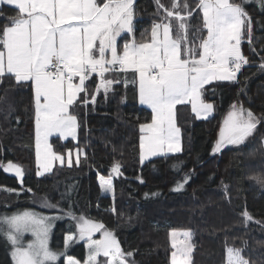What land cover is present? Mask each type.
<instances>
[{"label":"trees","instance_id":"obj_1","mask_svg":"<svg viewBox=\"0 0 264 264\" xmlns=\"http://www.w3.org/2000/svg\"><path fill=\"white\" fill-rule=\"evenodd\" d=\"M177 2L182 9L185 0ZM160 3L171 9L173 0ZM187 3L195 8L198 0ZM243 6L252 20L251 34L245 28L241 40L246 68L234 83H214L204 89V102L214 107L211 119L197 121L188 105L179 106L176 124L182 153L142 167L140 125L150 124L152 114L138 104L132 73L106 74L119 83L107 94L101 89L95 103L91 95L96 93L99 77L86 81L88 103L83 102V95L70 108L78 123L76 142L62 143L58 138L50 142L55 154L65 157L78 150L84 157L78 166L56 168L41 179L36 176L31 84H18L11 76L0 79V162L11 161L24 172L21 184L0 168V216L31 210L69 218L66 214L71 211L77 218L103 224L102 231L113 232L122 249L134 253L133 264H171L169 235L173 231L192 234L191 264H226L227 247L241 249L249 264H264V183L258 182L264 180V3L243 0ZM17 15L13 8H0V34ZM164 15L156 0H136L134 34L121 37L120 51L133 39L150 41L153 24ZM190 23L189 40L198 48L207 35L198 10ZM233 105L251 111L259 123L241 146L214 155ZM115 163L121 165L122 174L113 177L112 200L102 196L98 182L109 176ZM186 177L188 182L175 191ZM45 203L57 207H45ZM245 211L251 220L244 218ZM72 220L65 219L57 229L54 244L59 243L58 247H63L65 235L75 231L72 223L77 222ZM0 264H12L9 244L1 236Z\"/></svg>","mask_w":264,"mask_h":264},{"label":"snow or ice","instance_id":"obj_2","mask_svg":"<svg viewBox=\"0 0 264 264\" xmlns=\"http://www.w3.org/2000/svg\"><path fill=\"white\" fill-rule=\"evenodd\" d=\"M158 11L165 15L151 29V40L136 43L135 39L125 42L120 51L118 38L123 33L134 34V0H0V4L13 6L18 15L11 18L0 34V78L11 75L16 82H30L35 102V126L37 163L44 172L52 170L54 161L64 164V157L52 152L48 137L75 136L78 127L76 116L70 108L85 93V81L92 74L99 77L96 93L91 95L95 103L96 94L103 89L107 94L119 80L106 78L109 72L138 74L139 101L152 110V122L140 125V160L148 156L168 152H180V129L175 123L177 105L191 102L197 117H207L213 105L201 99L202 89L213 81H234L243 65L248 63L241 53L240 44L245 28L251 34L252 20L243 6L234 0H198L191 7L187 0L181 9L173 0L171 9L156 0ZM264 3V0H261ZM202 13L207 35L202 37L197 48L190 40L191 19L194 13ZM175 21V23H173ZM201 31V29H197ZM98 53V55H97ZM264 69V63L261 64ZM78 77L79 82H74ZM243 108L229 113L227 123L229 144H242L257 128L259 121L251 111ZM223 133V129H222ZM225 138L217 142L213 152L224 144ZM44 146L41 162V145ZM80 161L77 157L76 164ZM68 166H72L71 158ZM0 168L14 174L23 183V169L9 161L0 162ZM121 165L115 163L108 177H101V189L113 191V177L120 176ZM43 175L37 171V176ZM186 177L178 183L179 191L188 182ZM264 183V180L258 181ZM8 191H14L8 189ZM31 191V189H28ZM45 207H57L45 203ZM115 211V209H113ZM66 215L75 220L78 239L65 235L64 250L53 251L49 247V233L53 221L61 216H44L33 211L16 212L0 216V234L12 245L14 264H57L61 257L66 264H81L67 250L72 242L86 240L87 258L83 264H100L98 257H105L104 264H133V252H126L111 231H102L104 225L71 211ZM244 218L252 217L245 211ZM102 231V238L93 239L95 232ZM33 237L26 245L23 237ZM175 237L177 233L171 232ZM190 237V232H184ZM175 247V243L173 244ZM192 245H186L177 259L172 253V264H190L188 254ZM226 264H249L242 250L226 248Z\"/></svg>","mask_w":264,"mask_h":264},{"label":"rangeland","instance_id":"obj_3","mask_svg":"<svg viewBox=\"0 0 264 264\" xmlns=\"http://www.w3.org/2000/svg\"><path fill=\"white\" fill-rule=\"evenodd\" d=\"M135 1L136 0H134V4H135ZM2 6H7V7H10V8H13V9H15L13 6H9V5H5V4H0V8L2 7ZM16 10V9H15ZM202 14V13H201ZM133 26H134V22H133ZM206 30V29H205ZM123 36H129V37H132L133 36V34H128V33H123L122 34V37ZM120 39H121V37L120 38H118V42L120 41ZM151 40V39H150ZM0 49H2V45H0ZM240 50H241V44H240ZM97 55H98V53H97ZM130 72L129 73H132L133 74V76L132 77H130V80L132 81V80H134L135 81V88H136V90H137V96H138V104H139V106L142 108V109H144V110H147V111H149L151 114H152V110H151V108L150 107H148L147 105H142L141 103H140V101H139V79H138V74H136V73H134L133 71H131V70H129ZM128 72V71H127ZM127 72H124V73H122V74H125V73H127ZM238 74V73H237ZM7 76H11V75H5V76H3L2 78H4V77H7ZM11 77H13V76H11ZM2 78H0V79H2ZM77 79H78V77H76ZM75 79V78H74ZM236 80H234V81H213L211 84H214V83H220V82H222V83H225V82H230V83H234ZM75 82V81H74ZM79 82V79L77 80V82L76 83H78ZM86 82V81H85ZM20 84H31L30 82H20ZM211 84H209V85H211ZM209 85H206L205 86V88L206 87H208ZM204 88V89H205ZM204 89H202L201 91H202V95H201V99L203 100V92H204ZM83 95H85V93H81L80 94V96H79V98H78V100L80 99V97H82ZM77 100V101H78ZM203 102H204V100H203ZM205 103V102H204ZM76 103H74V105H75ZM34 105H35V102H34ZM73 105V106H74ZM182 105H188L189 107H190V109H191V112L193 113V115L195 116V119L197 120V121H207V120H209V119H211L213 116H214V107L212 108V111L207 115V117H204L203 115L201 116V117H197V115H196V113H194L193 112V110H192V104H191V102H189V103H185V104H180V105H177L176 106V109H175V123H176V110H177V108L179 107V106H182ZM236 109L238 110L239 108H237L236 107ZM233 111V109L230 111V112H232ZM229 112V113H230ZM229 113H228V115L226 116V118L224 119V122H223V125H222V127H221V130H220V132H219V136H218V141H220L222 138H225V140H224V144H223V146L220 148V150L219 151H217V152H213V154L214 155H218V154H220L221 152H223V151H225V150H229V149H233V148H236V147H238V146H241L242 144H239V145H236V144H229V143H227V140H226V137H227V135H228V130H227V128H228V126H227V123H226V121L228 120V117H229ZM176 126H177V124H176ZM222 129H223V133H222ZM141 131V130H140ZM76 133H77V129H76ZM148 134L146 133V132H141V136H147ZM34 137H35V143H36V126H35V131H34ZM55 138H58V139H60V141H61V139H64V138H62L59 134H53V135H50L49 137H48V145H49V147L51 148V145H50V142H51V140L52 139H55ZM62 142V141H61ZM68 142V141H67ZM73 142V141H72ZM62 143H65V142H62ZM140 144H141V138H140ZM180 145H181V151L180 152H168L167 150H166V148H165V151H164V153L163 154H158V155H156V156H148V158L146 159V160H144L143 161V163L141 162V160H140V156H139V163H140V166L142 167V166H144V165H146L147 163H149V162H151V161H153V160H155V159H158V158H165V157H168V156H176V155H179V154H181L182 153V142H181V138H180ZM263 148H264V141H263ZM51 150H52V148H51ZM40 151H41V162H42V160H43V152H44V146H43V144L41 145V148H40ZM52 152H53V150H52ZM140 152H141V149H140ZM77 157L79 158V161L81 160V158H83L84 157V154H83V152L82 151H78V150H76V151H74L72 154H67L65 157H64V164L62 165L59 161H54L53 162V164H52V170L51 171H47V172H44L43 171V168L42 167H38V163H37V144H36V170L38 171H42L43 172V175H41V176H37V171H36V176H37V178L38 179H41V178H44V177H46V176H49V175H51L52 174V172L56 169V168H63V167H66V168H72L73 166H77V164H76V160H77ZM69 158H71V160H72V166L71 167H69L68 166V159ZM3 172L5 173V174H7V175H9V176H11V177H15L16 178V176L14 175V174H10V173H7V172H5L4 170H3ZM98 184H99V187H100V190L102 191V189H101V180H99V182H98ZM102 196H104V197H109V198H111L112 200H113V198H114V196H113V191H111V192H104V191H102ZM39 210H41V209H39ZM29 211H31V210H29ZM42 211V210H41ZM33 212H36V211H33ZM44 212V211H43ZM36 213H38V214H40V215H44V216H49V217H51V215H48L46 212V214H44V213H39V212H36ZM59 216H61V215H59ZM62 218H60V219H56V220H54L53 221V226H52V229H51V232L49 233V247L53 250V251H63L64 250V242H65V236H64V240H63V247L61 248V247H58V246H60L59 245V243H56V244H54V239H55V233H56V231H57V229L59 228V227H61V225H63L64 223H65V219L66 220H68L69 218H64L63 216H61ZM72 221H74V220H72ZM67 227H69V225H67ZM72 228L73 229H75V231L74 232H70L69 234H71V235H74L77 239H78V236H79V233H78V230H77V227H76V223H72ZM176 233H177V235L175 236V237H172L171 235H169V238H170V246H171V248H172V253L173 252H176L177 253V259L178 260H180L182 257H181V253H182V251L185 249V247H186V245H192V234H191V236L190 237H185L184 235H183V233L184 232H180V231H175ZM68 235V234H67ZM0 236L1 237H3L5 240H7L4 236H3V234H0ZM102 238V234H100L99 236H98V232H95L94 234H93V239H96V240H99V239H101ZM33 239V237H32V235L30 234V233H26L25 235H24V237H23V242H24V244L26 245L29 241H31ZM8 242V241H7ZM86 243H87V241L86 240H79L78 242H72L71 243V246L68 248V250H67V255H69V256H72V257H74L75 259H77V260H79L80 261V258H84L83 259V261L87 258V248H86ZM175 243V247H173V244ZM8 244H9V248H10V256H11V261H12V264H14V262H13V258H12V245L8 242ZM81 245H83V250L80 248V246ZM193 246V245H192ZM192 252H193V250H192ZM192 252L191 253H189L188 254V259H189V261H190V264H191V257H192ZM102 256H100V257H98V260L100 261V264H104V261H105V259L106 258H101ZM101 259H102V261H101ZM83 261H80L81 262V264H83ZM63 262V264H66V258L65 257H61L58 261H57V264H61ZM171 264H172V256H171Z\"/></svg>","mask_w":264,"mask_h":264},{"label":"crops","instance_id":"obj_4","mask_svg":"<svg viewBox=\"0 0 264 264\" xmlns=\"http://www.w3.org/2000/svg\"><path fill=\"white\" fill-rule=\"evenodd\" d=\"M129 72L130 71H128L127 73H129ZM77 80H78L77 78L74 79L75 82H77ZM220 83H222V82H220ZM85 84H86V82H85ZM62 138H64V139H61L62 142H67V141L76 142V140H77V133H75V136L74 137L73 136H65V137H62Z\"/></svg>","mask_w":264,"mask_h":264},{"label":"built area","instance_id":"obj_5","mask_svg":"<svg viewBox=\"0 0 264 264\" xmlns=\"http://www.w3.org/2000/svg\"><path fill=\"white\" fill-rule=\"evenodd\" d=\"M245 68H246V65H243L242 68H241V70L242 69H245ZM122 73H124V72H109V73H106V74H122ZM93 76H96V75L95 74H92L89 78H91Z\"/></svg>","mask_w":264,"mask_h":264}]
</instances>
